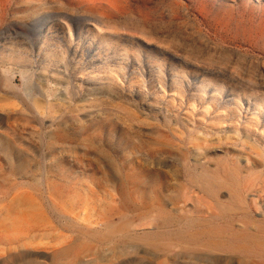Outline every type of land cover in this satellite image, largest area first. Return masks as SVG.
<instances>
[{
  "label": "rangeland",
  "instance_id": "1",
  "mask_svg": "<svg viewBox=\"0 0 264 264\" xmlns=\"http://www.w3.org/2000/svg\"><path fill=\"white\" fill-rule=\"evenodd\" d=\"M254 199L264 0H0V264H70L51 241L87 219L126 216L93 264H141L134 239L167 220L264 238Z\"/></svg>",
  "mask_w": 264,
  "mask_h": 264
},
{
  "label": "bare ground",
  "instance_id": "2",
  "mask_svg": "<svg viewBox=\"0 0 264 264\" xmlns=\"http://www.w3.org/2000/svg\"><path fill=\"white\" fill-rule=\"evenodd\" d=\"M61 17H62V15L60 16V18ZM100 24H101V22H100ZM97 26H99V25L97 24ZM113 34H115V33H113ZM105 43L109 44L110 41L105 40ZM138 174H140V173H138ZM126 177L127 178L125 180V183L127 185H128V182H132L135 180L136 182L139 183L138 184L139 187L137 186V189L138 188L145 189V190L149 191L151 194L156 189V187H154V186H157V185H154L153 180L148 179V177H146V176H141L139 178L138 175H136L134 173H130V174H126ZM154 178H155V176H154ZM139 179H140V181H138ZM210 188H208V189L209 190L213 189V188H211V189ZM133 191H134V189H133ZM138 191L140 192L139 189H138ZM126 193H127L126 197L129 198L128 192H126ZM209 193H210V191H209ZM255 202L254 203L256 204L257 208H261V210L264 211V204L261 205L260 202L257 200H255ZM158 203H159V201H158ZM255 204H254V206H255ZM256 206H255V208H256ZM176 209L177 208H175V211H176ZM222 209H224V208H222ZM256 210L258 211V209H256ZM205 213L208 214L207 212H205ZM211 213H213V212H211ZM226 213H228V212H226ZM263 213L264 212H262V214ZM171 214H170V216H171ZM216 214L219 215L220 213H216ZM216 214L214 213L213 215H216ZM211 215L212 214H210L209 216H211ZM158 216L156 218H158ZM159 217H161V216H159ZM208 217H207V219H208ZM221 218L218 217V219H221ZM125 219H126V216H124L122 218V222L120 224H114V223L106 224V225L96 224L94 222L88 221V219H87V220H85L86 223L85 224L83 223L84 226H81V227H80V225L78 226V224L76 226L75 223L71 226L68 225L67 228L69 229V231H67V232H69L71 235H69V236L60 235V237L56 236V238H54L51 241V243H57L61 239H65L61 243L62 245H65V246L63 248H61L59 246V248L57 250L55 249L54 251H55V253H58V256H59V254L60 255H68L67 257L68 258L70 257L71 261H72L70 264H79L80 263L79 257L85 253L86 254L85 258L83 259L81 264H93L92 261L89 260V258H88V254H90L93 250L91 248V243L95 239L103 240L105 238L106 239L111 238L114 234H116L118 232V229H121L122 227L125 226V224H124ZM163 219H164V217H163ZM168 219H169V217H168ZM175 219H177V218H175ZM172 220L174 221V219H172ZM184 220H185V218H184ZM203 220H205V219H203ZM181 221H179L178 223L175 222L176 224L173 222L174 223L173 224L170 220H167V222H165L166 224H164V225H165V227H168V229L165 231L163 229H161L164 232H155L154 235L148 234V235H145L143 237H138V238L134 239V241L140 242L143 245L142 247L139 248V254L141 256V258H140L141 264H264V238H261V237L256 236V235H250V234H254L251 232L250 233L248 232L249 234H247V232H245V234H242L240 232H236V226L235 225H231V224L228 225L227 224V225L222 226L221 224H218L217 222H215V216H213L212 219L207 220L205 222L204 221L201 222L202 220L199 222V221H197V219L196 220L195 219L194 220L188 219L186 222L185 221L181 222ZM126 223H128V222H126ZM232 223H233V220H232ZM233 224H235V223H233ZM159 227H161V226H159ZM263 227H264V225H263ZM98 228H102V229H98ZM62 229L64 230V228H62ZM246 229H248V228H246ZM259 229H260V227H259ZM158 230H160V229H158ZM33 231H34V229H33ZM55 231L59 232L60 230L55 229L52 232H55ZM255 231H257V230H255ZM260 231H262L264 233V229L260 230ZM260 231H258V232H260ZM28 232H29V230H28ZM30 232H31V230H30ZM59 234H62V233H59ZM76 234L77 235L79 234L80 235L79 238L84 242L82 247L77 246V244H75L73 241L74 235H76ZM28 235H29V233H28ZM70 240H72V241L69 242ZM26 243H27V241H26ZM11 244H13V241ZM56 246L58 247V245H56ZM36 248L37 247H35V249ZM1 250L4 251L3 249H1ZM7 250L8 249H6V251ZM20 255H22V254H20ZM20 255H18V256H20ZM2 257H3V255H2ZM68 258H66V259H68ZM69 261H68V263H69ZM16 262H18V261H16Z\"/></svg>",
  "mask_w": 264,
  "mask_h": 264
}]
</instances>
